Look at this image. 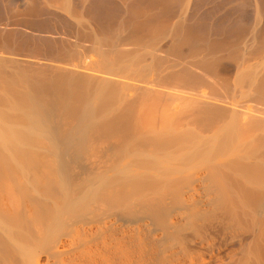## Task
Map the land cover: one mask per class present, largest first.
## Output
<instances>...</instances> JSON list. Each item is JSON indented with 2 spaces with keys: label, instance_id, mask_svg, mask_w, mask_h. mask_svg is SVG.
<instances>
[{
  "label": "bare ground",
  "instance_id": "obj_1",
  "mask_svg": "<svg viewBox=\"0 0 264 264\" xmlns=\"http://www.w3.org/2000/svg\"><path fill=\"white\" fill-rule=\"evenodd\" d=\"M0 264H264V0H0Z\"/></svg>",
  "mask_w": 264,
  "mask_h": 264
}]
</instances>
